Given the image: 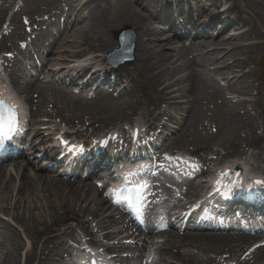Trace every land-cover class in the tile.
Masks as SVG:
<instances>
[{
	"label": "bare ground",
	"instance_id": "1",
	"mask_svg": "<svg viewBox=\"0 0 264 264\" xmlns=\"http://www.w3.org/2000/svg\"><path fill=\"white\" fill-rule=\"evenodd\" d=\"M70 1L74 3V5H72L74 14L70 16V23L75 13L78 11L75 22L82 24L85 21L81 29L88 28V30H86L88 35L83 37L82 40L83 44L90 49H94L92 45L94 42L91 41V35L89 36L90 29L94 31L99 25H105L112 30L116 28L114 30V32H116L122 28H118L117 25L119 24H129V26L135 29L137 35L136 57L138 60L135 64L134 74L151 75L154 90H156V94L159 95L158 98H164L165 89L161 90L160 86L164 84L166 54L158 49L161 47L160 37H162V34L158 29L156 30L153 22L145 18L135 7L128 10L123 8V13L108 17L109 12L113 10L114 0H89L83 4H81V0ZM125 1H128L125 5H132V2L129 3V0ZM208 1L214 2L216 0ZM146 2L147 1H145V3ZM137 3L141 6L140 0H138ZM141 7L143 9V6ZM234 10L235 8L232 6L228 9V12ZM3 14L4 12L2 11L1 15ZM68 18L69 17H67V19ZM78 31L79 30L75 32ZM100 42L102 43L100 48L105 52L110 44L106 43L104 40ZM184 55L183 52H174L171 54L170 58L175 60V63H179L185 59ZM172 57H176L177 59ZM179 69L193 73L188 62L176 67V70ZM158 70H160L159 73L157 72ZM131 77H133V75H131ZM183 82V80H180L176 83L180 85ZM185 82V86L188 87L187 94L192 93L197 97L196 102L191 107L192 120L188 138L191 142L197 141L196 145L198 149V140L205 137H212V135L201 137L200 134H197L198 127L202 120L201 116H203L201 104L203 100L201 96L198 97V94L202 91L200 82H196V78H190L188 76ZM65 95H67L65 91L54 92L55 99H61L65 97ZM261 97H263V95H260V98ZM258 102H260V100ZM85 103L87 104V102ZM260 105L263 106V104ZM157 107H159V104ZM41 109L43 108L40 107V110ZM124 111L125 107L123 104L111 99V97L105 96L94 104L85 105L84 108L75 113L73 120H77L80 124H84L85 121L90 124V131L86 132V130L77 129L76 132L82 134L91 132L92 134L102 133L108 125H112L116 122L117 119L115 118L118 117L123 119L124 115L122 114ZM85 112L88 113L86 117L89 119L85 118ZM227 116L220 120L219 125L220 130L225 134L222 144L230 155L237 154L242 144L251 147L256 142H259L261 138L264 139V111L259 115L257 114V116H260L263 120L261 124L244 121L236 111H230ZM95 126H97V128ZM258 129L262 130L261 135L257 134ZM89 138L91 137H88V139ZM197 153L198 150L196 149L192 152V154ZM14 172L17 176V181L12 177L6 178V170L0 169V196L2 199L0 210L6 215H12L13 221L23 230L26 239H28V235L31 236L33 248L28 250L24 257H22L23 248L21 249L20 236H18L12 228L1 226L0 237L3 238L5 244L2 248L3 258L0 260V264H66L60 253H67L70 251V247L63 241V238L65 234L69 233V229L74 226L73 222H76L78 230L85 233H89V222L86 219L87 217H92L99 229L109 227L115 223L113 220H100L101 215H103L105 211L97 200L94 199L92 202H88L84 194L80 193L78 190H73L71 185L67 186L66 189L58 188L48 183L46 184V182L44 183L37 175L30 176L24 169H15ZM70 222L73 224H69ZM56 231L62 233L53 237V234L57 233ZM73 232L71 228L70 235H72ZM51 245L52 247H50ZM188 247L197 249L202 253L214 252V254L218 255L226 245L221 243H188ZM187 260L188 258L183 259L182 263L187 264Z\"/></svg>",
	"mask_w": 264,
	"mask_h": 264
},
{
	"label": "rangeland",
	"instance_id": "2",
	"mask_svg": "<svg viewBox=\"0 0 264 264\" xmlns=\"http://www.w3.org/2000/svg\"><path fill=\"white\" fill-rule=\"evenodd\" d=\"M83 1L87 2L89 0H83ZM227 1L231 3L232 5L235 4L237 15L240 14L239 15L240 17L243 16L244 18H247L248 24L251 21V19H253V21L256 23L257 30H261L262 32L260 34L261 37L264 38V0H227ZM119 12H124V11L122 9L114 8L113 10H111V12H109L108 17H111V16L113 17L114 15L119 14ZM80 27H81V24L75 26L74 29L75 28L76 29L71 32V35H73L74 32L78 30ZM86 30H88V28L81 29L80 30L81 33L79 31L75 32L74 37H77L78 35H81V34L85 35L87 32ZM0 200H1V196H0ZM12 228L13 230H15L18 236L19 234H23L21 228L17 226H16V229L14 227ZM1 244L4 245L5 243L3 242V238L0 237V260L3 258V254H2L3 246Z\"/></svg>",
	"mask_w": 264,
	"mask_h": 264
},
{
	"label": "snow or ice",
	"instance_id": "3",
	"mask_svg": "<svg viewBox=\"0 0 264 264\" xmlns=\"http://www.w3.org/2000/svg\"><path fill=\"white\" fill-rule=\"evenodd\" d=\"M16 127V117H15V109H13L10 105H6L4 101L0 100V147H3L4 141L11 138L12 132ZM61 144H67V141L61 140ZM72 146H70L71 148ZM82 151V149H80ZM257 184L264 183V181H255ZM147 185H140L137 188L132 189H122L116 193L117 200L114 202L127 201L129 204L132 203V199L128 196H124V192L131 191L135 194V197L138 200H142L145 197L143 193L146 191Z\"/></svg>",
	"mask_w": 264,
	"mask_h": 264
}]
</instances>
